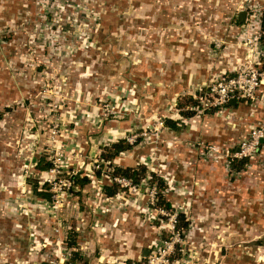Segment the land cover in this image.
Wrapping results in <instances>:
<instances>
[{"label":"rangeland","instance_id":"374dc122","mask_svg":"<svg viewBox=\"0 0 264 264\" xmlns=\"http://www.w3.org/2000/svg\"><path fill=\"white\" fill-rule=\"evenodd\" d=\"M227 7L226 0L216 7L212 0H26L0 19V264H68L65 229L77 232L87 264H264L263 144L256 160L232 170L241 141L187 137L191 117L179 113L192 109L187 96L212 104L209 86L243 66L264 77L261 23L248 32L249 22L238 25ZM240 48L243 58L229 55ZM186 80L189 88L173 94L170 86ZM241 100L262 110L257 126L264 81ZM221 108L193 116L218 119ZM165 118L178 129L166 128ZM119 137L135 143L129 151L147 173L165 179L173 211L157 208L156 188L144 179L106 197L100 184L110 181L92 177L76 195L69 176L93 175L102 147ZM127 154L112 162L127 164ZM41 157L50 169L36 168ZM35 183L38 191L48 184L49 199L34 193ZM175 212L190 222L181 237Z\"/></svg>","mask_w":264,"mask_h":264},{"label":"trees","instance_id":"16d2710c","mask_svg":"<svg viewBox=\"0 0 264 264\" xmlns=\"http://www.w3.org/2000/svg\"><path fill=\"white\" fill-rule=\"evenodd\" d=\"M236 23L238 24V21L236 20ZM261 27L263 28V36H261V40L264 41V11L262 13L261 18ZM188 103L192 104L190 107L197 106L198 103L196 100H193L190 96H187L185 98ZM231 104L228 103L227 107ZM178 107H182L181 102L178 103ZM217 108L210 110L211 113L216 111ZM194 109L188 110L187 108L185 110H180V115L183 117H191L193 116ZM163 123L166 128L176 130L177 127V121L172 120L171 118H165L163 120ZM135 143H130L125 138H118L116 141H112L110 144L105 145L102 147V151L99 155L100 164L98 166V169H96L93 172V175H88L85 173H76L74 175L69 176V179L73 182L72 184L74 186L78 187V190L75 192L76 195L79 197L83 193V189L85 186L91 183L92 177L95 178L97 181L104 180V176L107 177V179L110 181L109 183H102L100 185L101 187V194L106 197H113L119 189H121V185L114 180L115 177L118 178H124L128 181H130L132 184L139 185L142 181V179H145L147 183L150 185H153L156 188V195H155V204L157 208H161L164 210L173 211V204L172 202L167 198V194H165L167 190V184L165 183V179L163 177L158 176L155 172L147 173V166L144 164H125V165H119L114 164L112 161L122 155L123 153L129 151ZM260 148L264 147V141H262ZM254 157H245V158H231L230 159V167L232 170L235 171H241L243 170L248 164L251 163V160L254 159ZM52 162L45 160L44 157H41L36 162V168L38 170L44 171L48 170L52 167ZM103 166L108 167L111 169V172L104 173L102 172ZM43 189L42 191L37 190V183L33 186L34 193L40 195L41 197L50 198V193L48 191V184L43 183ZM190 226L189 220L186 218L184 213L177 212L176 218H175V231L179 232L181 236L184 235L182 230H188ZM65 246L69 250V256L67 258L68 264H87V261L81 262V255H83L82 250L79 248L78 241H77V232L73 229H65ZM145 259V258H144ZM143 261L128 259L127 264H142ZM41 264H47V262H42Z\"/></svg>","mask_w":264,"mask_h":264},{"label":"crops","instance_id":"0c3cea01","mask_svg":"<svg viewBox=\"0 0 264 264\" xmlns=\"http://www.w3.org/2000/svg\"><path fill=\"white\" fill-rule=\"evenodd\" d=\"M22 1H26V0H0V13H3V16H0V19L2 18L6 19L7 17H11L10 15L14 13L15 7L18 6V4L20 6ZM212 1L214 7H216L217 4H220L221 1H225V0H212ZM226 1H228V7L226 9H223L224 13H227L229 16L234 14L236 20L238 21V25L240 26L244 24L247 18L246 17L247 12H245L244 10L245 5H256V6L262 5V7H264V0H226ZM2 10H4V12ZM221 11L222 9L218 7L217 14L218 13L221 14ZM241 13H245L244 22L239 20ZM236 29L237 27L234 28V31H236ZM228 40L230 41V43L234 42L233 39L231 38H228ZM229 48L230 50H232L231 49L232 47ZM229 53H231L229 55H234V57H236L237 60H239L241 57L243 58L244 52L240 48L238 51H236L235 49L233 53L232 51ZM183 61L184 59L181 58L180 60H175L174 64H176L178 67V65L183 63ZM262 80L264 81V77ZM188 83H189L188 80H186V82H181V83L177 82L170 86V90L174 91L173 94L174 93L179 94L181 91H184L189 88ZM244 103H245L244 100L236 101L234 105H230L221 111L222 117L214 120L206 119V118L203 119L201 117H198L197 115L193 117L191 116V122L188 121L187 123L188 125L184 129L186 132L185 135H187V137H192V138L201 137L206 140L210 139L212 140L211 141L212 144H217V145L218 144L229 145L235 143L236 141L239 142L246 139L249 133L248 131L250 130L252 124L256 121V119L260 118V114H262V110H257V109L248 110L249 108L246 107ZM248 112H250V114ZM215 114H216L215 116L217 117L219 116L217 115L218 113ZM210 116L212 117L213 114ZM122 127L123 128H120L118 130L119 131L118 133L124 132L126 128L129 126L125 125ZM181 132L183 133V131ZM138 155L139 153L136 151V149L132 151H128V154L126 155L124 161L127 164H131V165H136L137 163L140 164V162L137 161ZM258 159L261 161V165L264 167V147L261 149L260 156ZM210 168L212 169L211 173L213 174V176L219 174V168L217 166L214 165ZM262 171L263 172H261V174L258 175V178L262 180L260 184H263V189H264V169ZM99 183H101V180L99 181ZM79 248L81 249V246H79Z\"/></svg>","mask_w":264,"mask_h":264},{"label":"built area","instance_id":"2783aa9c","mask_svg":"<svg viewBox=\"0 0 264 264\" xmlns=\"http://www.w3.org/2000/svg\"><path fill=\"white\" fill-rule=\"evenodd\" d=\"M263 11H264V7H262V9L258 8V10L252 11L247 16L246 22L249 23L246 24L247 25L246 29L249 30L248 32H251L250 29H252L253 26L254 28L256 27H258V29L260 28L261 16ZM254 19H257L255 23H254ZM258 39H259V34L258 36H255L252 40L249 39L248 43H252L253 40L258 41ZM252 50L255 49H251L250 51ZM262 53L264 55V50L262 51ZM261 82L262 79L260 77V73L257 71V68L255 66L252 65L243 66L240 70L237 71V74L235 76H232L227 80L219 81L218 83L209 86L207 92L208 93L215 92L217 94V97L215 98V101L212 102V104H208L207 102H205L204 105L198 104L197 106L192 107V109H201L202 111H206L207 109L211 110L213 108H217L216 110H220L221 107L225 108V106L229 103L231 99L237 100L241 96L243 97L247 96L253 98L255 90L261 84ZM209 105L210 106L213 105L212 108H210ZM261 141H264V120L261 123H259L257 126L252 127L249 130L248 137L241 141L239 147L233 154H230L231 158L251 157L252 154H254L255 151L258 149ZM210 148L214 149V147L212 146H210ZM114 180L118 182L120 185L131 184L130 181L124 178L115 177ZM176 213L177 212L174 213L175 218H176ZM175 218L173 222V227L175 225ZM175 232L177 233L178 236L181 237L179 232L177 231Z\"/></svg>","mask_w":264,"mask_h":264},{"label":"water","instance_id":"95a60500","mask_svg":"<svg viewBox=\"0 0 264 264\" xmlns=\"http://www.w3.org/2000/svg\"><path fill=\"white\" fill-rule=\"evenodd\" d=\"M244 17H245V13H241V14H240V17H239V20L244 22ZM229 103H230L231 105H234V104L236 103V100H235V99H231V100L229 101ZM146 253H147V251L144 250L142 255L145 256Z\"/></svg>","mask_w":264,"mask_h":264}]
</instances>
